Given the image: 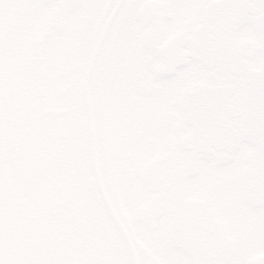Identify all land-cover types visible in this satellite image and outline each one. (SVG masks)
<instances>
[{"label":"snow or ice","instance_id":"1","mask_svg":"<svg viewBox=\"0 0 264 264\" xmlns=\"http://www.w3.org/2000/svg\"><path fill=\"white\" fill-rule=\"evenodd\" d=\"M0 264H264V0H0Z\"/></svg>","mask_w":264,"mask_h":264}]
</instances>
